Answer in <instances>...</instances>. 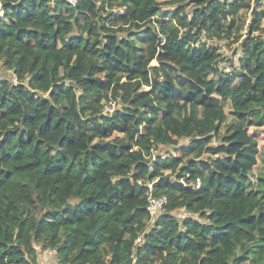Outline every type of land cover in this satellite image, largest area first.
<instances>
[{
  "label": "trees",
  "instance_id": "1",
  "mask_svg": "<svg viewBox=\"0 0 264 264\" xmlns=\"http://www.w3.org/2000/svg\"><path fill=\"white\" fill-rule=\"evenodd\" d=\"M0 63V264H264V0H0Z\"/></svg>",
  "mask_w": 264,
  "mask_h": 264
},
{
  "label": "rangeland",
  "instance_id": "2",
  "mask_svg": "<svg viewBox=\"0 0 264 264\" xmlns=\"http://www.w3.org/2000/svg\"><path fill=\"white\" fill-rule=\"evenodd\" d=\"M256 3V0H252V5ZM250 22V16L245 15L239 20V25L237 27V36L238 39L232 36L230 40L221 41L220 43L213 42L214 47L217 48V53L222 54L224 57H227L230 62H225L221 64V66L226 69V71H231L232 67L231 64H235L238 66L237 59L238 54L236 55L237 47L239 46L240 40L244 38V36L247 33V25ZM238 53V52H237ZM1 74L4 73V71H0ZM110 108V106L108 107ZM113 136H110V138ZM184 143V142H183ZM261 149H264V138L262 139L261 143ZM38 253H39V260L38 262L40 264H55L54 254H50L49 251H43L40 249V246H38Z\"/></svg>",
  "mask_w": 264,
  "mask_h": 264
},
{
  "label": "built area",
  "instance_id": "3",
  "mask_svg": "<svg viewBox=\"0 0 264 264\" xmlns=\"http://www.w3.org/2000/svg\"><path fill=\"white\" fill-rule=\"evenodd\" d=\"M70 3L75 4L76 0H69ZM0 71H2L1 63H0ZM3 74L0 73V79L3 78ZM12 81L16 84L17 79L13 77ZM111 108H107V110H110ZM150 189H152V185L149 186ZM149 201V207L148 210L150 212L151 216H155L157 213L162 212L164 210L165 205L167 204V198L166 197H155L152 194L148 196ZM140 239L137 240L139 242ZM50 254H54V251H49ZM37 264H40L39 262ZM47 264V263H44Z\"/></svg>",
  "mask_w": 264,
  "mask_h": 264
}]
</instances>
